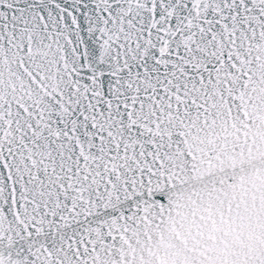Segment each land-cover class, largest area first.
Segmentation results:
<instances>
[{"label": "snow or ice", "instance_id": "6c2138e0", "mask_svg": "<svg viewBox=\"0 0 264 264\" xmlns=\"http://www.w3.org/2000/svg\"><path fill=\"white\" fill-rule=\"evenodd\" d=\"M0 264H264V0H0Z\"/></svg>", "mask_w": 264, "mask_h": 264}]
</instances>
